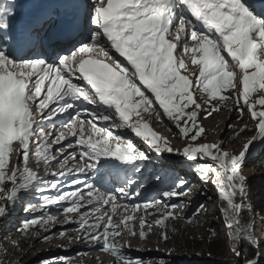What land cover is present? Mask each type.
<instances>
[{
  "label": "snow or ice",
  "instance_id": "obj_1",
  "mask_svg": "<svg viewBox=\"0 0 264 264\" xmlns=\"http://www.w3.org/2000/svg\"><path fill=\"white\" fill-rule=\"evenodd\" d=\"M61 7L70 15L74 28L51 44L50 51L46 48L37 53L31 26L17 29L14 25L19 14L18 0H0V200L15 205L20 193L35 186L34 182L42 183L27 166L32 141L42 139L34 155L38 162L50 164L55 159L49 152L51 143L66 139L61 133L50 143L49 134L34 114L40 113L44 121L68 114L69 121L62 126L72 136L79 130L75 143L83 164L62 167L60 173L52 175H90L86 182L79 176L71 180L74 186L87 183L89 199L82 203L84 193L76 190L29 204L33 212H41V217L25 221V231L40 221L44 228L57 223V218L46 215L44 210L67 201L70 203L63 208L65 215L76 213L79 217L76 231L81 234L76 242L93 246L102 243L100 250L123 264H144L139 258L126 255L122 246L113 242L114 238L126 230L130 236L138 234L145 240L153 227H160L165 229L160 238L166 241V222L186 217L174 211L182 209L183 202L165 201L183 197L187 181L175 177L157 193L160 198H146L142 205H123L133 212L143 207L155 208L159 213L153 223L141 216L139 233L134 215L113 221L102 207L109 206L115 214L119 207L117 193L123 200L142 196L140 189L144 185H133L134 176L142 174L143 162L151 159V153L175 152L187 161L215 162L196 163L193 171L205 184L211 180L219 199L226 202L220 211L233 243L231 251L243 264H264V249L254 226L241 220L248 210L249 193L243 167L251 148L264 143V0H64ZM184 56L191 57L197 72H189ZM197 93L210 105L203 118L219 111L231 99L241 116L247 109L250 118L258 121L256 135L247 140L238 154L223 151L219 144L196 143L205 132L198 123L203 109L197 102ZM145 115L154 119L145 120ZM162 116L173 121L182 136L191 141L182 151L174 150L167 137L151 128V123L161 122ZM85 124L91 126L88 138L84 137ZM124 128L142 139L147 150L114 134L113 129ZM245 130L246 127L241 132ZM93 136L99 138L94 140ZM14 143L19 145V155L17 166L9 174ZM63 147L59 150L65 163L69 156L75 161L76 151L65 156ZM121 172L120 186L112 188L110 178ZM155 179L159 181L161 177ZM9 182L13 185L10 190L5 188ZM58 184V180H53L49 188L55 189ZM37 192L42 193L43 189L37 187ZM162 202L161 209L158 206ZM86 205L91 206V211L81 212ZM7 215V206H0V217ZM212 234L215 236V231ZM64 235L61 232L60 238ZM50 238L55 237L45 236L44 242ZM68 243H72V238ZM245 245L250 251H245ZM56 260L53 257L51 262L41 264H56ZM59 260L70 264L67 257Z\"/></svg>",
  "mask_w": 264,
  "mask_h": 264
},
{
  "label": "rangeland",
  "instance_id": "obj_2",
  "mask_svg": "<svg viewBox=\"0 0 264 264\" xmlns=\"http://www.w3.org/2000/svg\"><path fill=\"white\" fill-rule=\"evenodd\" d=\"M23 1H26V3H23ZM23 1L22 7L36 12L46 1L52 0ZM18 13V17H21L20 19L26 14L25 11L23 13L18 11ZM189 47H191L190 42ZM184 59L189 72L198 71V67L191 64L190 56H184ZM196 99L198 103H201L203 109L198 123L205 129L201 138L196 141L197 144L215 143L219 144L223 151L230 154H238L247 140L256 135V124L258 121H253L250 118L247 109L241 116L235 110V105L231 99L227 101L226 106L219 112L212 113L207 118H203V113L210 111V108L203 102L199 93L196 94ZM257 107L259 108V106ZM144 118L145 120L154 119V117L147 115ZM135 119L136 117L134 116L133 122ZM151 124V128L154 131L169 139L174 150L182 151L185 145L191 143L189 139L182 136L175 127L174 122L168 120L167 117L162 116L161 122H152ZM229 125H231V128H229ZM245 127L246 130L241 132V129ZM131 135L133 136V134ZM137 138L134 136L133 142L140 150H147V145L144 141ZM12 147L19 150V145H16V143ZM74 151L79 152V148ZM18 155V152L11 154L9 174H11V169L17 166ZM150 155L151 159L144 161L142 166L148 164L155 169L152 173L151 171L149 173L146 171L147 175H143L145 180H149V188L147 186L145 195L140 199L152 196L158 197L157 193L168 187L172 179L182 177L187 181L184 188L186 194L183 197H174L171 201L165 202L173 204L183 202L184 207L174 211L177 215L186 218L169 219L166 222L168 236L166 241L160 238L165 229L153 227L145 240H142L138 234L132 237L126 230H123L119 236L114 238L113 242L122 246L126 255L133 259L139 258L144 261V264H243L242 260L236 258L231 251L233 243L230 239V233L225 227L224 216L220 211L222 207L226 206V202H222L219 199L218 190L211 180L205 184L193 171L196 163L214 165L215 162L211 160L191 162L175 152H163L159 155L151 153ZM161 162L165 163V165H160ZM22 166L23 164L21 163L20 167L22 168ZM164 171L171 173L164 175ZM243 174L248 178L249 185L248 204L246 205L248 210L244 214H247V224L254 226L255 236L259 240L261 249H264V143H256L251 148V154L243 167ZM156 175L163 177L157 181L155 179ZM67 181L69 180L66 179L65 182ZM49 182V180L40 182L31 189L20 193L15 205L9 204L6 199L0 200V206H7L8 208V215L0 217V264H41L42 261L51 262L53 257L57 258L56 264H63L59 260L60 257L69 258L70 264H95L97 261L92 257L93 254L104 257L108 263L116 260V264H123L116 257L101 251L102 243L93 246L84 242H76L75 238L81 234L80 231H76L78 224L75 221L79 220V217L73 218L74 213L65 215L63 208L67 206L66 201L44 210L46 215L56 217L57 223H50L47 228H44L42 227V221H40L27 231L24 230L25 221H31L34 218L39 220L41 217L40 211L33 212L28 205L37 204L41 202L42 198L58 195L59 191L57 188L63 190L59 186L55 189L49 188ZM70 184L72 186L71 182ZM71 186L66 188L70 189ZM12 187L13 185L10 182L5 185L8 190ZM37 187L42 188L43 192L38 193ZM188 188L191 191H187ZM66 191L68 192V190ZM141 203H144V201ZM163 206L164 202L158 207L162 209ZM139 213L146 217L149 223H153L159 218V213H156L155 208L145 210L141 207ZM120 219L118 218V220ZM69 220L72 222H69ZM90 222L94 223V221ZM134 225L136 232L139 233V218L134 221ZM210 227L217 228L220 234L221 248L218 254L213 253L205 241L207 239V229ZM145 231H147V228H145ZM61 232L65 233L62 238H60ZM45 236L55 238H50L47 242H44ZM69 238H72V243H68ZM121 240L124 242L123 245H121ZM253 243L255 244L256 241H253ZM199 253H203V255H198Z\"/></svg>",
  "mask_w": 264,
  "mask_h": 264
},
{
  "label": "bare ground",
  "instance_id": "obj_3",
  "mask_svg": "<svg viewBox=\"0 0 264 264\" xmlns=\"http://www.w3.org/2000/svg\"><path fill=\"white\" fill-rule=\"evenodd\" d=\"M23 3H26V1H23ZM51 4L52 3H48L47 5H45L42 8V10L37 11L35 14L32 13V12H34L33 10H31L29 8L27 9L26 7H23L20 12L23 13L25 11L26 14L23 15L22 19L16 18L14 23L18 25L19 29L23 28L25 26H32L34 24V22H37L42 15L43 16L49 15L48 10H49ZM63 23L65 25V22H63ZM63 29H64V27H62V24H61L60 27H58L57 29L55 28V29H53L51 31V33H50L51 36L50 35H48V36L52 37L51 39H53L55 37L62 38V36L64 34ZM34 115H35L36 120L40 122V125L43 128L44 132L49 134V142L50 143H51L52 138L58 137L61 133L65 134L66 139L63 140V141H60L58 143H51V148L49 149V152H50V155L52 157H54L55 159L51 160L50 164H45L43 161H39L38 162L36 157H35V155H34L37 146L43 142L41 138L37 137L34 141L31 142V145H30L31 154H30V158H29L28 164H27L28 168L31 169L33 172L37 173V175L41 178L42 182H45V181L47 182V180H49L50 181L49 184H50L53 180H58L59 181L58 186L60 188H63L61 193L67 192L66 190H68V192H69V191H76L79 188H81V189H79V191L84 193V201H82V203L86 202L89 199V196L87 195V183H85V184L81 183L80 185H75V186L72 184L70 189H67L69 187H67V188H64V187L66 185L70 184L71 180L74 177H76V175L79 176V178H87V177L90 178V175H84V174H79V173H75V172H73V174H72L73 178H72V176H56V177H54L52 175L53 173H60L61 170H62V167L75 168V167H78L81 164H83V161L79 160V152H77V159L75 161H73L71 157H68L69 159L65 163V161L61 158L62 157V152L59 150L61 148V145H64L65 147H63V155L67 156L69 153H71L74 150H76L77 148H79V145H77L75 143L76 139L79 137V134H80L79 130H77V135L76 136H72L70 134V130L68 128H66V127L62 128V129H60V130H58L56 132V128L59 127L58 123L60 121L59 120L57 122V120L61 119L62 115H59V117L58 116L54 117L51 121H46V122L41 118L40 113L37 112ZM56 122H57V124H54ZM47 124L52 126V127L51 128L45 127ZM54 125H56L55 128L53 127ZM90 127H91L90 125H85L84 126V137L85 138H88V136L91 134ZM124 129H126V130H124V134L122 136H125L128 139H131L132 141H134V136H135L134 133H132L131 130L129 131L127 128H124ZM114 134H116V133H114ZM131 134H133V136ZM97 138H99V137L93 136L94 140L97 139ZM74 144H76V145H74ZM13 149H15V151H13V153L14 152H18L19 153V150H17L14 147H13ZM56 152H58V154H56ZM55 154H56V156H55ZM57 161H60V162L57 163ZM160 165H165V163L163 164L161 162ZM146 166H148V168H146ZM154 169L155 168L153 166L148 165V164H144V166H142V174H137V175L134 176V185H135V187H137L141 182H142V184H144V188L141 189L142 196L145 195V193H146L145 189H147V186L149 188V185H148V181L149 180H145L143 178V175H147V173H145L146 171H148V173H149L151 170H154ZM148 177L150 178L149 174H148ZM66 179L69 180V181L65 182ZM115 179L116 178H114V180ZM119 179L122 180V177H119ZM82 182H86V181L82 180ZM38 183H40V182L39 181L34 182V184H38ZM142 196H140V197L133 196V197H131V200L128 199V200H125V201H121L118 198L117 204L119 205V207H117V209L115 211V214L112 213V210L110 209L109 206H103L102 207V211H107L110 215H112L113 221H116V220H118V218H122L125 215H134L136 217V219L140 218L143 215H141L139 213V210L133 212L131 207H129L127 210H125L123 205L124 204H135V203H139L140 204V202L145 201L144 198L140 199ZM69 203L70 202H67V205ZM142 204L143 203H141V205ZM86 211L90 212L91 211V206H87L86 205V207L81 209V212H86ZM75 217H78L76 215V213H74V217L73 218H75ZM123 244H124V242H123V240H121V245H123ZM92 257L95 258V260L97 261L95 264H116V262H117L115 260V261H111V262L108 263L107 259H105L104 257H102L100 255H94L93 254Z\"/></svg>",
  "mask_w": 264,
  "mask_h": 264
},
{
  "label": "trees",
  "instance_id": "obj_4",
  "mask_svg": "<svg viewBox=\"0 0 264 264\" xmlns=\"http://www.w3.org/2000/svg\"><path fill=\"white\" fill-rule=\"evenodd\" d=\"M228 95H231L230 93H227ZM206 104V103H205ZM227 104V102H226ZM209 108H210V105L206 104ZM225 106L224 105H221L220 106V109L219 111L224 108ZM219 111H216V112H212L213 114L219 112ZM200 164H204V163H200ZM241 220L242 222H245L247 223V214H244L242 215L241 217ZM213 231H215V236H213ZM208 247L210 248V250L213 252V253H219V250L221 248V245H220V234H219V231L217 228L215 227H210L207 229V239L205 240ZM245 251H250L248 248H247V245H245ZM242 260V259H241ZM243 262V261H242Z\"/></svg>",
  "mask_w": 264,
  "mask_h": 264
}]
</instances>
